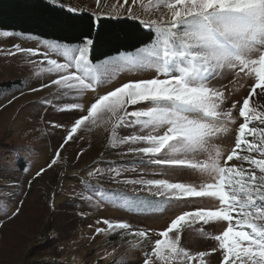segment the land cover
<instances>
[{
	"label": "snow or ice",
	"instance_id": "obj_1",
	"mask_svg": "<svg viewBox=\"0 0 264 264\" xmlns=\"http://www.w3.org/2000/svg\"><path fill=\"white\" fill-rule=\"evenodd\" d=\"M128 3L129 0H124V4ZM137 3L140 11L149 15L161 9L166 12L155 19L140 21L143 27L154 31L155 38L134 53H120L102 63H93L90 52L94 41L90 36L85 35L77 46L44 42V47L57 58L45 54L46 66L39 69V74L52 78L42 87H54L59 97L82 100L87 92H96L114 82L121 73L150 70L157 74L99 95L86 114L74 119L61 148L82 126L91 130L111 125V147L127 145L128 152L142 161L165 170H188L208 178L199 185L167 179L123 181L142 186L134 188V192L146 190L161 198L130 200V205L152 207L160 213L180 203L199 202L191 198H209L217 203L214 208L176 215L169 227L158 233L160 239L145 254L144 264H206L210 252L193 254L181 245L183 230L194 225H200L195 231L202 238L218 243L223 264H264V0H147L146 3L132 0L127 9L129 17L139 19V13L133 11ZM96 4L100 7V0ZM69 11L78 12L74 8ZM112 12L121 15L116 5ZM11 35L0 32V36ZM19 53L38 55L36 50L19 45L9 54ZM226 73H234L235 77L243 73L244 78H254V83L239 108L243 122L238 126L234 147L225 156L217 141L226 137L230 126L236 123L233 110L237 102L225 109V89L212 87L211 81ZM57 110L83 112L84 107L73 102ZM122 128L133 132L121 136ZM59 158L57 151L48 167ZM233 160L238 163L229 164ZM219 222H227L222 233L210 235L205 231L204 226ZM97 223L107 226L97 228V234L111 232L138 238L139 242H133L134 248L148 240L147 231L133 230L128 222Z\"/></svg>",
	"mask_w": 264,
	"mask_h": 264
},
{
	"label": "rangeland",
	"instance_id": "obj_2",
	"mask_svg": "<svg viewBox=\"0 0 264 264\" xmlns=\"http://www.w3.org/2000/svg\"><path fill=\"white\" fill-rule=\"evenodd\" d=\"M45 1L68 11L69 8L77 9L76 14L95 13L92 16L96 20L111 18L140 22L155 19L161 12H166V9H161L149 15L141 12L137 3L133 6V11L139 13V19H136L127 13L132 0L128 4H124V0H119V4L117 0H100V7H97L96 0ZM113 5L121 15L112 12ZM0 32L13 34L0 36V85L9 84L8 87L0 86V264H144L145 254L150 253L155 240L160 239L158 233L166 230L176 215L217 206L209 198H191L199 202L180 203L163 213L148 206L130 205V200L155 201L161 198L151 196L146 190L134 192V188L142 186L124 184L125 180L167 179L199 185L207 182L208 178L188 170H165L142 161L139 156L128 152L127 145L111 147V125L91 130L82 126L61 148L74 119L86 114L87 108L99 95L129 81L151 79L157 75L154 71L121 73L114 82L99 87L96 92H87L82 100L74 96L59 97L54 87H42L50 83L52 77L39 74V69L46 66L45 54L57 58L44 47V42L62 43L34 39L15 31ZM17 45L36 50L38 55H10ZM116 56L92 62L102 63ZM253 83L254 78H244L243 73L240 77L226 73L222 78L211 81L212 87H224L227 96L225 109H230L233 102H237L233 110L236 123L230 126L231 131L226 137L217 141L225 156L234 147L238 126L243 122L239 108ZM73 102L82 103L84 111L57 110ZM53 124L64 127L54 128ZM132 132L133 129L122 128L119 135L126 136ZM57 151H60V158L49 168ZM237 163L236 160L229 162ZM42 169L43 174L36 176ZM103 220L128 222L133 230L147 231L148 240L141 247L134 248L133 242H139L136 237L111 232L97 234V228L107 227L97 223ZM199 227L185 228L181 245L193 254L210 252L205 258L206 264H223L218 243L211 238H202L195 231ZM204 227L207 233L216 235L225 230L227 222ZM214 248L217 250L212 252Z\"/></svg>",
	"mask_w": 264,
	"mask_h": 264
},
{
	"label": "trees",
	"instance_id": "obj_3",
	"mask_svg": "<svg viewBox=\"0 0 264 264\" xmlns=\"http://www.w3.org/2000/svg\"><path fill=\"white\" fill-rule=\"evenodd\" d=\"M0 30L15 31L34 39L78 45L85 35L93 39L91 60L134 53L152 43L153 31L131 19H98L72 13L45 0H0ZM0 86L8 87L9 84Z\"/></svg>",
	"mask_w": 264,
	"mask_h": 264
}]
</instances>
